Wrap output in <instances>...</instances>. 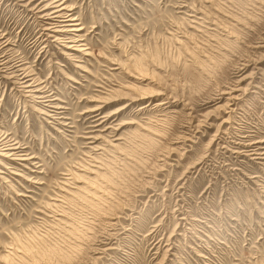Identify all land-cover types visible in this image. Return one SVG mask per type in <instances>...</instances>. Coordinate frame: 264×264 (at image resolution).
Returning a JSON list of instances; mask_svg holds the SVG:
<instances>
[{
    "label": "rangeland",
    "instance_id": "rangeland-1",
    "mask_svg": "<svg viewBox=\"0 0 264 264\" xmlns=\"http://www.w3.org/2000/svg\"><path fill=\"white\" fill-rule=\"evenodd\" d=\"M48 1L0 0V264H264V0Z\"/></svg>",
    "mask_w": 264,
    "mask_h": 264
},
{
    "label": "bare ground",
    "instance_id": "bare-ground-1",
    "mask_svg": "<svg viewBox=\"0 0 264 264\" xmlns=\"http://www.w3.org/2000/svg\"><path fill=\"white\" fill-rule=\"evenodd\" d=\"M20 1H23V0H20ZM56 2H57V4H56ZM29 6V5H28ZM67 7V6H66ZM184 7V6H183ZM35 8V7H34ZM49 8V9H48ZM46 11H51L49 14H44L45 16H47V15H50L49 17H47L46 19L48 20H53V19H58L59 21L58 22H56L55 24V26H59V25H57V24H62L63 22H67V23H65V26H67V27H69V26H76V24L74 25V24H72L73 23V21H74V19H72L71 18V16L70 15H68V13H66L65 14V12H67L66 11V8L64 7V5H63V3L61 2V1H55V0H49L48 1V6L47 7H45L44 6V8H42V9H40V10H38V12L39 13H43V12H46ZM69 11H71V9L69 10ZM38 19V18H37ZM202 19V18H201ZM46 20V21H47ZM200 20V19H199ZM203 22V21H202ZM52 23V22H51ZM213 23V22H212ZM67 24V25H66ZM55 26H52V28L53 27H55ZM64 26V27H65ZM204 26V25H203ZM48 31L50 30V29H48V28H46ZM70 31H74V32H77V31H79V29L78 30H76V29H72V27H71V29L69 28V29H61V30H54L53 32H55V33H59V35L60 36H65L64 34H68ZM52 32V33H53ZM63 33V34H62ZM228 33V32H227ZM56 35V34H55ZM56 41H59V40H56ZM61 42V41H60ZM80 46V45H79ZM76 47V46H75ZM67 49H71L70 47L69 48H67ZM82 50V49H81ZM80 50V51H81ZM2 66H3V64H2ZM153 66V65H152ZM2 71V70H1ZM30 76H24L23 75V78H22V76H21V79L20 78H18V77H16L15 78V81H16V83L15 84H19L20 85V88L21 89H23L24 90V93H25V96L26 97H28V98H30V99H33V98H36V99H41L40 101H42V99H44V100H46L45 102H46V106H48V107H51V105L50 104H52V102H51V100H47L46 98L47 97H43V96H41V90H38L37 89V87H35L34 86V80L33 79H31V77H30V79H28ZM14 85V84H13ZM22 92V91H21ZM20 92V93H21ZM39 95V96H36L35 97V95ZM44 94V93H43ZM105 94V93H104ZM115 94V91H113V92H110V94H108L107 95V97H109L108 99L110 100V98H112V96ZM117 95L115 94V96L114 97H116ZM118 97V96H117ZM120 99V98H119ZM121 99H125V97L123 98H121ZM127 99V98H126ZM43 100V101H44ZM52 100H54V99H52ZM99 100V99H98ZM104 100H107V99H104ZM96 101V100H95ZM112 101V100H111ZM114 101H116L115 99H114ZM110 102V101H109ZM39 103H42V102H39ZM98 103H100V104H103V103H105V102H98ZM105 104H107V103H105ZM104 104V105H105ZM127 107V106H126ZM102 108H103V106H102ZM102 108H96V109H94V110H91L90 112H94V113H97V112H99V111H101L102 110ZM57 109H58V107H57ZM122 109H124V108H122ZM122 109H120V110H118L117 112H119V111H122ZM142 109V108H141ZM37 111V110H36ZM117 112H111L110 114H108V115H106V116H98L99 114L97 113L96 115H94V116H92V117H96L97 118V116H98V118H97V121L99 120V119H101V118H104V117H107V118H109L110 116H112V115H115ZM57 116V115H56ZM102 120V119H101ZM122 124V123H121ZM112 129V128H111ZM116 131V130H115ZM150 133V132H149ZM115 141V140H114ZM110 143H112V142H110ZM15 145V144H14ZM111 147H115L114 145H110ZM16 150H19V149H17V148H14L13 146H10L9 144H8V142H5L2 138H0V158L2 157V158H7V159H9V158H12V157H16L17 156V151ZM98 150V149H97ZM15 159V158H14ZM16 160V159H15ZM17 160H20V159H18L17 158ZM23 160H25V159H22L21 161H23ZM1 163V162H0ZM3 165V164H2Z\"/></svg>",
    "mask_w": 264,
    "mask_h": 264
}]
</instances>
